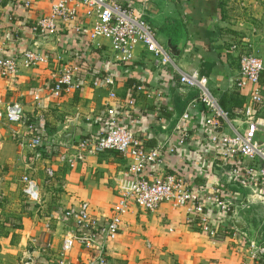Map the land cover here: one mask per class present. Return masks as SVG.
Segmentation results:
<instances>
[{"label":"crops","instance_id":"1","mask_svg":"<svg viewBox=\"0 0 264 264\" xmlns=\"http://www.w3.org/2000/svg\"><path fill=\"white\" fill-rule=\"evenodd\" d=\"M48 1L0 0V56L16 57L34 49L49 58L47 66L20 68L11 79L0 77V99L18 102L30 122L40 118L43 146L58 147L49 158H35L39 148H21L11 138L12 130L25 133L23 127L0 121V264H17L26 253L36 262L40 258L37 263L55 264L63 238L75 229L62 216L68 208L87 203L91 216L100 222L111 217L113 206L128 187L122 175L131 159L107 151L84 155L73 167L59 161L60 154L73 153L74 142L81 136H96L108 129L106 110L114 104L109 92L116 96L115 107L120 112L117 123L146 138V147H154V136L163 131L161 127L167 131L176 125L187 105L197 98L195 90L181 87L174 67L182 72L197 70L207 77L210 93L242 132L238 113L248 104L252 87L237 90L232 86L239 67L237 54L229 46L240 42L264 63V0H153L144 19L153 29L162 28L163 35L157 34L161 44L165 45L167 35L173 44L183 45L177 58L170 56L174 67L165 68L156 65L154 57L142 49L133 62L114 63L106 42L96 48L70 26L46 36L47 40L30 33V25L48 13ZM114 1L136 15L142 11L138 0ZM92 20L84 18L82 8L78 9V22L88 26ZM63 64L80 66L83 86L55 97L50 90L51 73ZM100 75L110 76L114 85L93 87L92 82ZM135 84H143L153 94L146 97L134 93L131 87ZM258 85L264 97L263 75ZM35 96L39 100L35 101ZM131 98L134 104L127 107ZM188 114L189 120L182 124L188 130L186 145L178 146L173 135L169 142L175 152L162 165L146 166L140 175L181 172L193 185L209 192L217 186L228 188L229 169L221 171L212 160L213 148L204 146L209 129L204 124L207 114L200 104L189 107ZM255 115L264 120V103L255 106ZM68 123L73 124L74 133L72 141L66 143L60 141V135ZM45 168L54 172L48 185L44 183ZM24 175L36 181L38 203L24 199ZM260 213H264L263 208ZM207 214L213 221L217 216L214 209ZM122 220L112 241L103 243L96 236V244L90 249L75 242L63 257L65 264H99L101 259L102 264H241L249 259L246 244H238L230 234L221 233L220 240L210 238L187 220L183 210L169 204L154 212L131 207ZM40 249L45 253L40 254ZM257 261L264 264V256Z\"/></svg>","mask_w":264,"mask_h":264},{"label":"built area","instance_id":"2","mask_svg":"<svg viewBox=\"0 0 264 264\" xmlns=\"http://www.w3.org/2000/svg\"><path fill=\"white\" fill-rule=\"evenodd\" d=\"M141 13L136 15L132 10L123 7L114 0H49V11L45 16L38 18L31 24L30 33L41 37L57 34L61 27L70 26L77 35L96 48H102L103 42L108 46L114 63L127 64L135 59L137 51L142 49L154 57L156 65L174 67L170 55L157 41L155 33L144 19V12L153 0H138ZM26 7L29 5L26 3ZM242 5V2H241ZM82 8L83 17L93 19L90 25L78 22V9ZM246 46L240 42H233L229 50L237 54L239 73L234 80L233 87L237 90L252 87L248 104L238 113L244 126L239 131L233 126L228 112L224 111L218 101L212 96L208 88V79L197 70L182 72L174 67L179 77L181 87L196 90L197 98L192 100L183 111L180 119L174 126L171 135L161 146L146 147V138L130 132L117 123L120 115L115 107L116 96L109 92V99L114 103L106 110L108 129L96 136L80 138L74 142L72 154H60L59 161L73 167L84 155H98L107 151L118 152L128 156L131 161L123 173L128 180L127 189L119 196L112 208L110 218L99 221L91 216L87 203L71 207L62 212L66 221L72 222L75 229L66 235L61 243V253L55 264H65L63 257L67 255L75 242L86 248L96 244V236L103 243L112 241L118 235L123 218L131 207L145 212H154L162 204H169L174 209L183 210L188 221L193 222L203 233L210 238L230 234L238 244H246L234 231L220 223L221 217L231 214L232 205L229 203V194L235 188L249 189L253 194L264 190V120L255 115V106L264 103L260 86L261 76H264L263 61L247 52ZM49 58L34 49H27L16 57L0 56V77L11 79L20 68L31 69L37 66H47ZM83 70L74 64H63L58 70L51 73L52 93L55 97L63 93L78 91L83 86ZM93 87H112L113 79L108 75H100L92 82ZM133 92L142 93L150 97L152 91L144 88L143 84L133 85ZM159 95V94H158ZM157 95V97H158ZM39 100L38 96L34 97ZM132 107L133 99L126 103ZM200 104L207 119V137L204 139L205 148H213L212 160L215 165L227 172L228 188L207 191L203 186H195L181 172H170L161 175L142 177L140 174L148 165H162L165 159L175 152L170 145V138L176 135L178 146L186 145L188 130L182 126L189 120L188 108ZM0 121L9 125L23 127L25 133L11 131L12 140L21 148L38 149L43 146V132L41 119L30 122L23 113L18 102H5L0 99ZM230 131L227 133L225 131ZM41 154L35 153V158ZM44 183L46 185L54 178L51 168L44 169ZM22 195L28 202L40 201L38 185L34 179L24 175L22 177ZM231 188V189H230ZM216 210L215 220L208 218L207 212ZM226 224V222H225ZM222 231L219 232V228ZM31 242H34L32 240ZM249 259L241 264H259L258 259L264 256V245L256 249L252 244H246ZM45 249H40L44 254ZM104 263L101 259L99 264ZM17 264H40L30 255L25 254Z\"/></svg>","mask_w":264,"mask_h":264},{"label":"water","instance_id":"3","mask_svg":"<svg viewBox=\"0 0 264 264\" xmlns=\"http://www.w3.org/2000/svg\"><path fill=\"white\" fill-rule=\"evenodd\" d=\"M47 39L46 37L45 40ZM164 48L172 58H177L183 45L173 44L171 37L166 35ZM183 89L193 90L185 87ZM174 126L172 125L167 131H165V126L161 127L163 131L154 136L157 146H161L168 139ZM73 133V124L68 123L65 131L60 135V141L66 143L72 141ZM228 201L232 205L233 211L231 214L220 216V223L237 233L246 244H252L254 249L262 245L264 241V213H260V210L264 209V190L253 194L249 189L235 188L229 194Z\"/></svg>","mask_w":264,"mask_h":264},{"label":"trees","instance_id":"4","mask_svg":"<svg viewBox=\"0 0 264 264\" xmlns=\"http://www.w3.org/2000/svg\"><path fill=\"white\" fill-rule=\"evenodd\" d=\"M30 27H31V25H30ZM30 27L28 28L29 32H30ZM219 106L222 108L223 107L222 103H219ZM35 124H36V122H35ZM87 137H89V134H85V135L81 136L80 138H87ZM75 141H77V140H75ZM39 149L41 150V151H39V152H41L40 153L41 156L45 157V158H49L58 152V147H56V146L49 147V146L44 145V146L40 147ZM215 239L220 240L221 237H216ZM40 260H41L40 258L37 259V262H40Z\"/></svg>","mask_w":264,"mask_h":264},{"label":"rangeland","instance_id":"5","mask_svg":"<svg viewBox=\"0 0 264 264\" xmlns=\"http://www.w3.org/2000/svg\"><path fill=\"white\" fill-rule=\"evenodd\" d=\"M151 28L153 29L154 27L151 26ZM153 31H154V33L156 32V33H155V37H156L157 41L160 43L161 41H160L159 37L157 36V34H158V35H161V34L163 35V30H162V28H159L158 31L155 30V29H153ZM160 44H161V43H160ZM161 45L164 47L163 44H161ZM109 52H110V51H109ZM251 209H253V207H251ZM254 209H256V208H254Z\"/></svg>","mask_w":264,"mask_h":264}]
</instances>
